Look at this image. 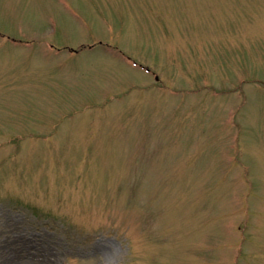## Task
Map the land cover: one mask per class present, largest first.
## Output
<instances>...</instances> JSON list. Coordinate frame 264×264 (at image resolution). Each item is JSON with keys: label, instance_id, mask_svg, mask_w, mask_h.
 Wrapping results in <instances>:
<instances>
[{"label": "rangeland", "instance_id": "1", "mask_svg": "<svg viewBox=\"0 0 264 264\" xmlns=\"http://www.w3.org/2000/svg\"><path fill=\"white\" fill-rule=\"evenodd\" d=\"M0 264H264V0H0Z\"/></svg>", "mask_w": 264, "mask_h": 264}]
</instances>
